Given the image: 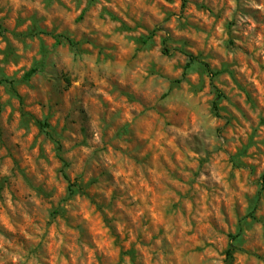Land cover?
Here are the masks:
<instances>
[{
    "label": "clouds",
    "instance_id": "obj_1",
    "mask_svg": "<svg viewBox=\"0 0 264 264\" xmlns=\"http://www.w3.org/2000/svg\"><path fill=\"white\" fill-rule=\"evenodd\" d=\"M8 2L0 0L4 5ZM10 3L14 10L30 6L41 19L58 22L60 29L74 38L87 33L97 46L111 48L116 44L110 55L102 57L92 43L65 39L49 50L44 69L47 80L41 84V91L50 86L48 81L63 89L69 83L64 79L67 75L72 91L84 101V109L92 117L88 143L81 147L73 141L66 143L68 158H75L70 175L85 167L106 170L107 174L99 177L103 195L110 200L112 192L118 193L115 206L107 214L117 232L143 253L135 264H226V241L233 246L235 264H264V259L258 258L264 254V223H249L246 217L244 223L236 220L238 205L246 204L245 195L258 190L249 187L250 169L238 165L251 158V163L264 170V125L259 123L264 116V71L259 70L264 65V0H189L187 11L182 10V0ZM197 4L207 7L198 9ZM86 12L83 24L77 23ZM169 12L173 13L170 18ZM232 21L235 26L230 37L227 25ZM145 27L162 29L155 51H145L136 43ZM184 32L197 42L196 50L205 53L203 62L221 70L220 77L202 75L199 60L189 67L187 53L192 49L176 52L183 47L179 37ZM165 36L176 38L172 57L161 54L159 41ZM9 42L21 43L11 35L7 41L0 36V52ZM23 44L32 47L25 38L17 50L19 63L11 59L5 62L0 55V71L16 80L27 70L29 51ZM224 63L235 72L241 87L247 86L254 96L255 108L252 102L244 108L233 106L239 104L243 92L222 72ZM223 77H227L232 93V104L224 102L235 117L230 131L225 128L227 116L218 118L211 104L215 99L213 79L224 88ZM201 79L205 81L203 90ZM114 85L119 91H113ZM121 91H131L139 104L126 102L119 95ZM3 102L6 112L16 104L7 95ZM76 116L82 119L79 109ZM124 126L130 132L117 136V130ZM249 137L254 146L248 147V157L234 161L233 155L248 144ZM137 145L141 152L136 151ZM145 151H150V160L144 159ZM0 177L12 178L8 164L0 168ZM49 181L64 192L67 181L62 176L49 177ZM77 201L84 203L80 196ZM33 204L30 196L14 200L5 186L0 199V264H99L97 253L115 252L107 229L104 235L85 234L83 239L61 222L49 229L46 217L38 222ZM64 207L85 227L95 220L91 206L86 212L72 204ZM228 218L233 220L227 227L235 241L228 240L229 233L218 227ZM254 247L259 251L252 254ZM122 264H133L132 256L125 254Z\"/></svg>",
    "mask_w": 264,
    "mask_h": 264
},
{
    "label": "rangeland",
    "instance_id": "obj_2",
    "mask_svg": "<svg viewBox=\"0 0 264 264\" xmlns=\"http://www.w3.org/2000/svg\"><path fill=\"white\" fill-rule=\"evenodd\" d=\"M169 2H174V0H169ZM188 6L189 0H182V10L187 11ZM206 7L207 5L197 4L198 9ZM86 14L87 12L80 15L77 18V23L83 24ZM172 14L169 12L168 17L170 18ZM113 18L115 19V17ZM29 20L31 24H29ZM234 26L235 21L227 25L230 37ZM123 27L127 30L129 25L125 22ZM161 30L159 27L151 30L145 27L144 32L138 36L136 43L145 51H155L157 47L156 38ZM172 31L169 28V32L171 33ZM9 35L15 37L21 43L13 44L9 42L6 49L0 52V55L5 57V62L11 59L19 63L17 50L21 48L22 42L27 38L28 43L32 47L29 49L28 44H23V48L29 51V55L26 58L28 61L27 70L24 75L31 67L36 66L39 70L30 78L25 79L23 75L19 80L6 76L0 71V81L8 80L12 83L11 85L0 84V168L8 164L12 177L11 179L0 177V199L3 198L5 186L10 189L14 200L19 198L27 199L30 196L34 201L33 207L38 210L37 215L40 218L38 222H44L46 217L49 229H52L57 222H61L76 232L81 239L84 238L85 234L89 236L104 235L105 229H107L108 234L114 240L113 247L115 252L107 255L97 253L96 259L99 264H118V262L122 264V258L125 254L132 256L133 264H135L136 257L143 255V253L137 250L135 243L129 244L128 239L117 232L113 225V219L107 214L108 210L115 206L118 193L112 192L110 200L103 195L99 177L107 174L106 170H93L91 167H85L82 172L70 175L75 158L73 160L68 158L70 149L66 148V143L69 141L76 142V147L86 146L88 143L89 124L92 117L84 109V101L72 91L70 77L67 75H65L64 79L69 81V83L63 89L48 81L50 86L41 91V84L47 80L44 69L47 67L49 50L57 48L63 43L64 40L61 37L72 39L73 43H92L96 47L98 55L102 57L106 54L110 55L116 48V44L113 43L111 48L97 46L87 33L82 38H74L66 29L61 30L58 22L53 21L50 23L46 19H41L38 13L34 12L28 5H22L20 9L14 10L10 0L7 5L0 4V36H4L7 41ZM58 39L61 42H57ZM179 40L183 47L177 48V53H183L184 49H192V51L187 53L189 56V67L194 61L199 60L201 61L202 75H208L213 78L221 76L220 69H214L212 65L203 62L205 53L196 50L195 45L197 42L187 32H184L179 37ZM175 43L176 38L174 36L161 37L159 41L161 54L172 57V45ZM229 44L233 45L231 39ZM60 50L63 51V49ZM86 51L90 52L91 50L86 49ZM208 70L216 74L211 76ZM259 70L264 71V65H261ZM152 72L153 74L156 72L155 64L152 65ZM222 72L230 75L231 81L235 82V86L241 88L243 92L239 104L233 106L244 108L248 102H252V106L255 108L256 99L248 93L247 86L241 87V82L228 63H224ZM223 79L224 88L218 87V81L213 79L211 89L215 99L211 101V104L218 118L223 120L227 116L225 128L230 131V126L235 117L224 102L227 101L228 104H232L230 99L232 93L227 87L229 84L227 77H223ZM175 83L179 84V80H176ZM204 86L205 81L201 79L200 90H203ZM113 91H119V89L114 85ZM216 92H219L222 96L217 98ZM5 95L14 98L16 101L11 112H6L5 103L3 102ZM119 95L125 98L128 103L139 104L136 96L131 91H121ZM7 104L11 106L12 100L9 99ZM105 107H107V104H105ZM78 109L82 119L76 116ZM181 119H187V117H181ZM192 119L194 120L195 117L193 116ZM41 123H46L48 127L41 128ZM259 123L264 125V116H261ZM129 132L130 129L124 126L118 129L115 134L120 136ZM253 135H255V132ZM77 137H79V141H77ZM251 146H254V144L252 138L249 137L248 144L239 149L232 159L235 161L238 157H248V147ZM144 147L146 148L147 146L144 145ZM136 151H142L139 145H137ZM151 158L150 151H145L144 159L150 160ZM41 161L44 162L43 165ZM238 166L250 169L249 187L258 190L245 195L244 201H246V204L238 205L236 220L239 223H244L246 217L249 223H264V170H260L257 165L251 163V158ZM89 172L92 173L90 176L88 175ZM52 176L57 179L62 176L63 180L67 181L64 185L65 190L63 193L59 192L58 185L54 187L50 183L49 177ZM65 176L69 180H66ZM253 177L256 179H252ZM70 189L74 191L73 194H71ZM78 196L84 199L82 205H79L77 201ZM69 204L79 206L82 212H86L88 206H91L95 213L94 222L88 227L75 222L73 216L64 207ZM232 223L233 220L228 218L224 224L218 225V227L221 232L229 233L227 225ZM227 239L235 241L236 236L229 233ZM257 251L259 249L254 247L252 254ZM232 253L233 246L227 244L226 241L224 252V255L227 256L226 264H235ZM47 254L49 259H51L52 250H49ZM61 254L63 255V252ZM258 258L264 259V254H260Z\"/></svg>",
    "mask_w": 264,
    "mask_h": 264
},
{
    "label": "trees",
    "instance_id": "obj_3",
    "mask_svg": "<svg viewBox=\"0 0 264 264\" xmlns=\"http://www.w3.org/2000/svg\"><path fill=\"white\" fill-rule=\"evenodd\" d=\"M61 38H62L63 40L68 39V38H66V37H61ZM57 42H61V40L58 39ZM38 70H39V68L36 67V66L31 67V68L25 73L24 78H25V79L30 78V77L33 76ZM208 72H209V74H210L211 76H213V75L216 74V73H212L210 70H208ZM0 84H9V85H11L12 83H11L10 81H8V80H1V81H0ZM216 96H217V98H220L222 95H221L219 92H216ZM215 108H216V107H215ZM40 126H41V128H47V127H48V125H47L46 123H41ZM64 178H65L66 180H69L66 176H65ZM70 188H71V187H70ZM70 190H71V194H73L74 191H72V189H70Z\"/></svg>",
    "mask_w": 264,
    "mask_h": 264
}]
</instances>
